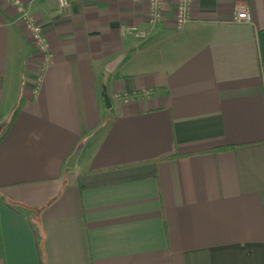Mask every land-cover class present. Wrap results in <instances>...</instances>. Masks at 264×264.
Listing matches in <instances>:
<instances>
[{"label":"crops","instance_id":"obj_1","mask_svg":"<svg viewBox=\"0 0 264 264\" xmlns=\"http://www.w3.org/2000/svg\"><path fill=\"white\" fill-rule=\"evenodd\" d=\"M23 1L51 57L0 0V264H264V0L145 40L147 0Z\"/></svg>","mask_w":264,"mask_h":264},{"label":"built area","instance_id":"obj_2","mask_svg":"<svg viewBox=\"0 0 264 264\" xmlns=\"http://www.w3.org/2000/svg\"><path fill=\"white\" fill-rule=\"evenodd\" d=\"M14 7L16 18L22 21L24 29L30 34L31 41L37 51L46 56L45 62L50 60L48 45L44 36L43 27L38 23L29 7L23 0H6ZM140 1V0H134ZM149 13L147 15L148 29L139 27H126V32L133 34L141 40L147 39L151 29L164 21L163 0H147ZM192 0H175L173 6V25L176 29H182L190 21V8ZM58 9L61 11L68 5V0H57ZM235 20L238 22L249 21L250 13L246 5L239 3L236 7Z\"/></svg>","mask_w":264,"mask_h":264},{"label":"trees","instance_id":"obj_3","mask_svg":"<svg viewBox=\"0 0 264 264\" xmlns=\"http://www.w3.org/2000/svg\"><path fill=\"white\" fill-rule=\"evenodd\" d=\"M13 118H14V115H12V117L8 120V122L5 124V126L0 130V140H2L3 137L7 134V131L12 124ZM170 157L171 156L163 157V159H168Z\"/></svg>","mask_w":264,"mask_h":264},{"label":"water","instance_id":"obj_4","mask_svg":"<svg viewBox=\"0 0 264 264\" xmlns=\"http://www.w3.org/2000/svg\"><path fill=\"white\" fill-rule=\"evenodd\" d=\"M102 95H103V97H104V99H105L106 104L109 105L107 95L104 94V93H103ZM78 153H79V149H77V150L71 155V157L68 159L67 164H68L69 166H72V165L74 164V161H75L76 157L78 156Z\"/></svg>","mask_w":264,"mask_h":264}]
</instances>
